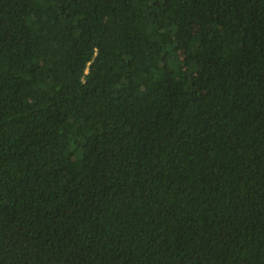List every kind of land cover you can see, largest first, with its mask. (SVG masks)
I'll return each instance as SVG.
<instances>
[{
    "label": "trees",
    "instance_id": "16d2710c",
    "mask_svg": "<svg viewBox=\"0 0 264 264\" xmlns=\"http://www.w3.org/2000/svg\"><path fill=\"white\" fill-rule=\"evenodd\" d=\"M0 264H264V0H0Z\"/></svg>",
    "mask_w": 264,
    "mask_h": 264
}]
</instances>
